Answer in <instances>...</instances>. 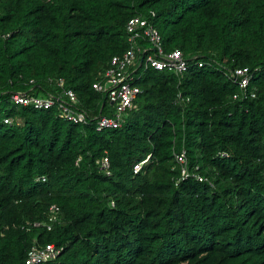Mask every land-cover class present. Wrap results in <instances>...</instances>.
<instances>
[{"label":"trees","instance_id":"1","mask_svg":"<svg viewBox=\"0 0 264 264\" xmlns=\"http://www.w3.org/2000/svg\"><path fill=\"white\" fill-rule=\"evenodd\" d=\"M151 10L165 50L191 65L143 69L121 128L1 95L63 78L93 116L109 113L93 83L130 48L128 20ZM245 66L256 97L235 101L226 72ZM0 122V264L47 243L63 250L41 264H264V0H0ZM184 149L212 184L178 183Z\"/></svg>","mask_w":264,"mask_h":264},{"label":"built area","instance_id":"2","mask_svg":"<svg viewBox=\"0 0 264 264\" xmlns=\"http://www.w3.org/2000/svg\"><path fill=\"white\" fill-rule=\"evenodd\" d=\"M156 12L150 11L148 16H134L128 20L126 30L130 48L122 55H114L109 63L101 80L93 83L94 89L107 97L109 113L93 116L90 111L83 108L79 98L73 89L67 88L65 80L49 79L50 85L55 88V92L42 91L35 92L36 82L34 79L29 81L30 89L27 91H2L1 95L8 94V100L16 105L32 107L37 110L55 108L60 118L75 124L87 125L94 122L96 131L105 129L121 128L125 123L128 111L134 106L141 87L137 84L142 75V70L154 68L159 71H169L176 75H183L189 69L191 63L185 53L175 48L165 50L162 34L155 24ZM198 55L193 59L201 67L205 62L198 60ZM254 70L248 66L227 69L226 75L235 84L239 91L233 95V100H246L256 97V90L251 87V80ZM28 84V83H27ZM182 98V94H178ZM4 124L12 126L15 119L11 116L5 117ZM1 123V122H0ZM228 156L227 153H221ZM176 161L180 166L181 174L178 183L194 178L200 182L212 181L201 172L199 164L191 166L184 149L175 154ZM149 159L134 166V173H139L144 163ZM102 169L110 174V162L107 157L102 161ZM45 180V178H43ZM114 205V202H112ZM60 221V208L56 205L51 207V213L44 226L51 230L53 224ZM41 223H36L39 226ZM62 247H57L54 243L36 245L28 252L24 264H41L55 259L62 252Z\"/></svg>","mask_w":264,"mask_h":264}]
</instances>
